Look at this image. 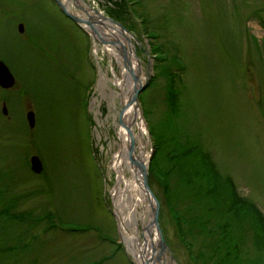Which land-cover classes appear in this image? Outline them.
Segmentation results:
<instances>
[{
	"label": "rangeland",
	"instance_id": "obj_1",
	"mask_svg": "<svg viewBox=\"0 0 264 264\" xmlns=\"http://www.w3.org/2000/svg\"><path fill=\"white\" fill-rule=\"evenodd\" d=\"M85 1L110 16L115 8L114 0ZM134 6L117 21L135 34L144 69L150 65L149 74H158L152 39L144 36L146 16L168 56L183 62L181 82L174 80L176 115L164 113L163 76L139 91L151 135L139 115L143 132L138 126L137 131L149 156L153 142L157 160L174 152L157 141L161 121L166 119L170 128L173 120L180 138L190 140L188 146L199 156L208 150L220 172L231 175L238 192L264 213V0H140ZM109 51L57 0H0V58L16 77L13 86H0V218L5 227L0 241L6 255L12 253L7 244L15 246L17 264H139L123 238L118 214L123 201L115 195L113 155L121 143L119 107L126 88L116 84L122 66ZM28 108L35 113L33 127L26 119ZM32 153L43 162L38 172L29 166ZM139 196L134 188L123 212L141 238L149 217ZM135 203L139 208L132 213ZM159 205L167 263L192 264L174 225L166 221L167 205ZM254 233L263 235L258 227L248 230L237 247L239 257L255 251Z\"/></svg>",
	"mask_w": 264,
	"mask_h": 264
},
{
	"label": "trees",
	"instance_id": "obj_2",
	"mask_svg": "<svg viewBox=\"0 0 264 264\" xmlns=\"http://www.w3.org/2000/svg\"><path fill=\"white\" fill-rule=\"evenodd\" d=\"M113 2L115 8L111 13L112 17L119 19L124 13L130 14L132 8L128 0ZM143 25L144 30H149L151 27L147 21ZM150 38L152 43L157 42L158 45L153 51L167 53L165 41L157 40L159 35L151 34ZM154 61V68H158V74L155 72L152 78L158 75L164 77L165 82L162 86H167L162 97L167 107L164 113L171 117L176 115L175 112L179 109V91L174 80L177 77L181 82L179 68L182 69V65L176 60V56L155 55ZM138 98L142 100V93ZM161 123L162 129L158 132L157 141L172 146L174 152L157 160L154 158L155 148L153 149L149 161L148 180L152 187L155 186V194L160 204L167 205L166 221L174 225L178 240L183 241L181 245L185 246L192 256L189 258L190 262L192 264H264L262 258L264 213L256 202L238 192L231 175L220 172L208 150H204L199 156L193 145L188 146L190 140L180 138L181 133L173 120L168 122L170 128L166 127V119ZM188 161L191 166L186 168ZM176 165H179L178 169ZM155 169H159L164 176H159ZM169 202L171 209L168 208ZM31 221L35 222V220ZM245 221L246 225L243 224ZM1 223L0 218V240L5 234V227ZM257 227L263 235L253 234L255 251L251 256L239 257L237 254L239 243L243 241L248 230L252 231ZM24 228L29 229V224ZM2 244L0 241V264H17L18 253L15 246L7 244L8 250L12 253L6 255L3 249L6 245Z\"/></svg>",
	"mask_w": 264,
	"mask_h": 264
},
{
	"label": "bare ground",
	"instance_id": "obj_3",
	"mask_svg": "<svg viewBox=\"0 0 264 264\" xmlns=\"http://www.w3.org/2000/svg\"><path fill=\"white\" fill-rule=\"evenodd\" d=\"M61 1L65 3L69 11H73L74 8L77 7V5L75 4L77 3L79 4V2H81V4L84 6H87L88 4V3L86 4V1L84 0H80L79 2L77 0H61ZM73 6L75 7L73 8ZM77 8L79 14H83L82 13L83 11L86 12L84 9H81L80 7ZM93 8L94 9H90V11L96 13L95 16L97 15V17L100 18L98 22L96 21L94 23L96 28L94 32L95 33L97 32L99 35L104 37L114 38L118 41L116 43L117 46L105 43L104 47L110 48L109 53L110 54L112 53L116 58H118L119 65L122 66L121 78L119 75L117 76L118 78H116V84L121 88L123 87L126 88L125 93L122 97V104H124L132 95V88L134 85V82L132 80L133 79L132 74L131 72L128 71V67H131L133 69V72L135 73L139 72L140 80H143V78L145 77L143 75V72L145 73L146 70L144 69V66L140 64V60L136 54V44L133 41L130 33L128 31L124 33L118 26L119 24L112 21L108 17L102 16L101 14L102 12L99 9L95 7ZM100 26L106 28V30L105 31L101 30ZM121 45H124L126 49L125 52L126 59H124L119 49L117 48V47L120 48ZM45 68L47 69V66H45ZM15 82L16 80L14 75V82L10 86H13ZM138 115H139V109L136 106L135 102L128 104L121 112V118H120L121 127L119 129L121 143L119 150L113 155V162H114L113 168H115V170H117L118 172L116 186H115V195H117L123 201V207L121 206L119 208V213H118L120 218L121 232L128 249L133 254L134 258L137 260L139 264H143L145 261H147L150 264H168L166 261L167 254L165 253L164 250H161L159 253L160 259H155V256L158 253L160 246L157 243L156 234L154 233V226L153 224L150 223L151 216H150L149 198L147 197L148 195L142 188L143 185L141 184V172H142L141 165H146L149 153H148V149H145V144L141 139V132H143V129L141 128L142 126L141 123H139L138 125V120H139ZM137 126L139 127V131L141 132L137 131ZM127 127H129V129L131 130L135 141L137 139V142L135 144V149H133V153H132L134 158L129 155V150L127 148V142L129 140ZM136 160L139 161L138 164L134 163L136 162ZM126 171H128V174L125 173ZM134 188H137L139 190L140 193L139 197L141 198V201L145 204V208H146L145 212L149 217L147 220L150 223V225L148 222L146 224H143L144 233L141 238L139 237L135 228L130 226V224L128 223V217H126L125 216L126 214L123 212L124 206H128L129 202L132 200L131 193ZM141 201H137V202H141ZM135 204L136 206L134 208L132 209L129 208V210L132 211V213H134V211L136 210L138 211L139 205L138 203ZM149 233H151V236L149 235ZM154 246L156 247L154 248Z\"/></svg>",
	"mask_w": 264,
	"mask_h": 264
},
{
	"label": "water",
	"instance_id": "obj_4",
	"mask_svg": "<svg viewBox=\"0 0 264 264\" xmlns=\"http://www.w3.org/2000/svg\"><path fill=\"white\" fill-rule=\"evenodd\" d=\"M57 2L59 3L62 10L64 12H66L69 16H71L72 18H74L78 22H85V23L89 24V26L93 32L96 30L93 22L94 21L98 22L100 20L99 17H97L95 15H90L88 18L80 17L79 15H76V14L68 11L65 4L61 0H57ZM102 16L108 17L112 21L119 24L118 26L120 27V29L124 33L129 31L127 27H125L121 22L117 21L116 19H113L112 17H110L108 15H102ZM18 27L21 31L23 30V24L22 23H19ZM97 36H98L99 41L102 43H111V44L115 45L118 42L114 38L104 37V36L99 35L98 33H97ZM116 46H117V44H116ZM117 48L120 50L124 59H126V53H125L126 49H125L124 45H121L120 48L119 47H117ZM128 71L131 72V74H132V78L134 81V88H133V92H132V95L130 96V98L124 104H122L121 112L124 110V108L128 104H130L132 102H135L136 106H138L137 95H138L139 91L142 89V87L144 86L146 79L148 78L147 72L145 74V80L142 81V80H140L139 72H137V73L133 72V69L131 67H128ZM13 82H14V75L12 74V72L10 71V69L6 65V63L0 59V85L4 86V87H8V86L12 85ZM2 110L4 113L7 112L5 104H3ZM27 118L29 121V125L33 126L34 122H35V115H34V112L32 109H29L27 111ZM127 132L129 134V140L127 142V148L129 150V155L134 158L132 153H133V149H135V139H134L133 134H132L131 130L129 129V127H127ZM30 162H31V167L33 170L40 171L42 169V162H41V159L39 158L38 155L32 154L30 156ZM134 163L138 164L139 161L136 160V162H134ZM141 167H142L141 184L143 185L142 188L144 189V191L148 195L147 197L149 198V203H150V213H151L150 223L153 224V226H154V233L156 234L157 243L160 246L159 251L155 256V259H160L159 253L161 250H164V248L166 247V243H165L163 236L161 234V228H160L159 221H158L159 202H158L156 195L154 194V192L152 191V189L149 186L148 176H147V165H141ZM149 235L151 236V233H149ZM155 247L156 246H154V248Z\"/></svg>",
	"mask_w": 264,
	"mask_h": 264
}]
</instances>
